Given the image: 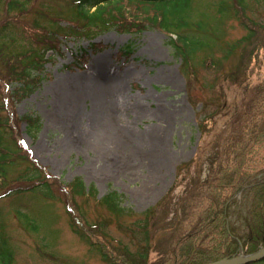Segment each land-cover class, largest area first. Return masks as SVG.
<instances>
[{
  "label": "rangeland",
  "instance_id": "obj_1",
  "mask_svg": "<svg viewBox=\"0 0 264 264\" xmlns=\"http://www.w3.org/2000/svg\"><path fill=\"white\" fill-rule=\"evenodd\" d=\"M69 1L32 0V13L17 20L20 43L34 46L31 36L40 33L31 27L35 9L44 23L70 16ZM225 1L230 10L221 40L186 69L158 30L139 35L109 30L92 41L99 48H90L86 39H63L59 48L48 52L51 58L40 72V82L14 102L13 112L40 119L36 134H27L24 123L18 134L30 158L50 177L46 182L53 198L39 187L0 199V242L6 241L13 264H111L97 246L74 232L73 215L92 225L89 236L100 237L110 254L129 252L134 264H170L165 261L170 250L207 203L203 182L210 161L231 159L239 151L236 137L257 126L263 106L257 90L258 85L263 90L264 81V0H245L243 7ZM4 21L13 20L0 12ZM248 27L255 31L250 37ZM127 45L129 52H124ZM10 66L12 61L0 62L1 78L10 80ZM78 77L100 84L106 78L121 89L117 109L103 111L102 118L93 115L98 130L103 129V119L110 121L107 142L88 138V117L95 109L89 99L77 101L82 119L75 124L70 119L67 108L71 94L80 88ZM252 148L244 159L246 171L264 180V142ZM23 157L15 161L12 173L26 168ZM224 164L231 172L234 163ZM110 192L121 195L115 207L104 200ZM240 194L229 220L241 233L249 202ZM26 213L37 225L36 232L23 227ZM244 254L239 247L233 256Z\"/></svg>",
  "mask_w": 264,
  "mask_h": 264
},
{
  "label": "trees",
  "instance_id": "obj_2",
  "mask_svg": "<svg viewBox=\"0 0 264 264\" xmlns=\"http://www.w3.org/2000/svg\"><path fill=\"white\" fill-rule=\"evenodd\" d=\"M31 3L32 0H0V12L10 15L16 25L0 22V62L12 61V67L7 72L10 80L0 77V199L10 194L32 193L39 187L44 195L53 198L46 182L50 177L30 158V152L18 134L21 123H24L27 134H36L40 129V119L32 114L18 117L13 112V106L15 101L34 91L40 82L44 64L51 58L48 52L59 48L63 39H86L90 48H99L100 45L92 41L109 30L131 35L158 30L167 36V44L186 69L199 60L201 53L210 52L221 40V26L230 10L225 0L211 4L198 0H70L71 15L68 17L61 16L43 23L41 13L35 9L31 27L40 33L31 36L34 46L30 43L29 47H25L19 41L16 34L19 28L16 27L18 19L32 13ZM234 3L243 7L245 0H234ZM61 20H65L66 25H61ZM247 30L249 37L255 32L251 27ZM124 52H129V45ZM262 84L263 90H259V85L257 90V99L262 98L260 102L263 103L262 108L260 106L262 111L257 113L260 114L257 126L250 128L246 136L236 137L240 149L231 159L217 163L210 161V173L203 182L207 196L205 208L186 236L170 250L166 263L208 264L232 257L239 252V247L246 254L256 252L259 246L264 248V180L252 178L244 163L248 154L254 152L252 146L264 142V81ZM246 139L250 141L245 143ZM231 147L236 148V145ZM22 156H25L26 168L12 173V166ZM223 162L227 166L230 162L234 163L231 172ZM226 171L228 174L225 175ZM19 182L21 184L18 185ZM76 183L80 188V182ZM61 188L67 190L65 186ZM239 193L249 202L243 218L245 230L241 233L229 220L231 207L237 202L236 195ZM120 197L110 192L104 200L115 207L114 203ZM68 208L71 213V205ZM142 214L145 216V212ZM80 218L73 215L74 232L90 245L97 246L101 257L111 264H134L129 252L115 256L108 252L100 237L92 239L89 236L92 225H86ZM145 219L147 222L146 216ZM33 221L26 213L22 224L28 232L37 230ZM0 264H13L6 241L0 242Z\"/></svg>",
  "mask_w": 264,
  "mask_h": 264
},
{
  "label": "bare ground",
  "instance_id": "obj_3",
  "mask_svg": "<svg viewBox=\"0 0 264 264\" xmlns=\"http://www.w3.org/2000/svg\"><path fill=\"white\" fill-rule=\"evenodd\" d=\"M107 80L108 79L105 78L103 80V83L100 84L89 82L87 78H76L75 81L79 83L80 88L77 92L71 94V104L67 108L70 119L72 123L74 122L75 124L76 121L82 119V115L77 106V101H85L89 99L93 103V105L95 106L94 112L88 117L91 124L89 125V127L91 128L92 132L88 134V138L92 137L96 142H103L104 140L107 142V140H110V128L108 127L110 121L105 122L103 119V129L98 130L96 127L98 119H94L95 117L93 115L98 114L99 117L102 118L104 114L103 111H106L108 113L119 107L121 89L114 88L110 81ZM105 126L106 129H104Z\"/></svg>",
  "mask_w": 264,
  "mask_h": 264
},
{
  "label": "water",
  "instance_id": "obj_4",
  "mask_svg": "<svg viewBox=\"0 0 264 264\" xmlns=\"http://www.w3.org/2000/svg\"><path fill=\"white\" fill-rule=\"evenodd\" d=\"M261 260H264V248H261L252 254L223 258L209 264H251Z\"/></svg>",
  "mask_w": 264,
  "mask_h": 264
}]
</instances>
